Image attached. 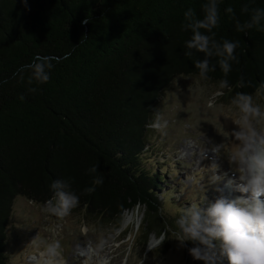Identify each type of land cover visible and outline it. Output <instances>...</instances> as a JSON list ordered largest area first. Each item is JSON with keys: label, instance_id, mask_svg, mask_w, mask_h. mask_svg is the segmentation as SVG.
<instances>
[{"label": "trees", "instance_id": "obj_1", "mask_svg": "<svg viewBox=\"0 0 264 264\" xmlns=\"http://www.w3.org/2000/svg\"><path fill=\"white\" fill-rule=\"evenodd\" d=\"M204 3L0 0V264H9L7 230L15 200L45 205L55 180H69L79 208L114 226L115 233L126 214L144 208L141 255L154 231L168 232L159 199L166 169L148 167V136L162 92L178 77H200L195 61L204 54L185 55L192 33L184 13L191 8L202 19ZM245 5L264 8V0H219L220 22L213 29L218 42H239L231 72L225 77L212 58L216 70L206 79L218 85L226 79V99L264 92V21L238 32L226 11L232 7L244 22L250 19L242 12ZM42 57L54 61L50 80L30 85L22 70ZM32 87L37 90L30 92ZM94 165L98 171L90 174ZM95 177L103 183L88 194L84 190ZM120 233L118 243L127 237ZM132 236L129 249L138 230ZM167 250L166 243L162 253Z\"/></svg>", "mask_w": 264, "mask_h": 264}, {"label": "rangeland", "instance_id": "obj_2", "mask_svg": "<svg viewBox=\"0 0 264 264\" xmlns=\"http://www.w3.org/2000/svg\"><path fill=\"white\" fill-rule=\"evenodd\" d=\"M224 95L220 85L212 81L181 76L162 92L156 103L154 113L156 118L159 113L162 127H150L148 157L151 163L148 167L155 171L160 167L166 169L159 191L160 216L168 231L167 240L162 244L156 230L149 238L147 253L141 255L139 235L146 227L142 207L126 214L120 232H126L127 237L118 243L122 234L115 233L114 226H105L89 217L79 206L60 219L45 212L44 205L18 197L7 230L9 264H35L31 257H40L46 245L57 240L61 245V258L53 262L58 264H203L189 253L195 245L186 242L181 246L174 233L179 231L176 221L183 211L190 204L201 202L200 186L205 188L203 195L206 196L202 207L206 208L219 197L215 186L209 183L214 159L209 150L213 145L222 144L215 174L232 176L228 157L238 152L240 145L231 133L238 130L235 122L239 121L241 113L232 102L235 97L226 99ZM253 98L264 109V92ZM253 123L258 131L264 132V121ZM137 230L136 242L129 249L132 234ZM166 243L169 250L163 254ZM223 264H228L226 259Z\"/></svg>", "mask_w": 264, "mask_h": 264}, {"label": "clouds", "instance_id": "obj_3", "mask_svg": "<svg viewBox=\"0 0 264 264\" xmlns=\"http://www.w3.org/2000/svg\"><path fill=\"white\" fill-rule=\"evenodd\" d=\"M24 3L27 4V0ZM202 10V19L191 8L184 13L187 21L185 29L192 33L191 38L186 41L188 51L185 55L192 57L194 52L204 54L202 60L195 61L201 79H208V73L216 70V64L211 62L212 58H216L226 77L232 70V62H239L235 55L239 42H218L215 39L213 29L220 22L219 0H207L202 5ZM226 11L232 14L238 32L259 27L264 21V8H250L245 5L242 12L249 14L250 19L244 22L235 16L232 7H228ZM82 23L86 25L88 20ZM54 66L52 58L42 57L34 60L22 71L28 74L30 85H42L50 80ZM219 85L221 88H230L226 79L221 80ZM261 88H264V84ZM36 90L35 87L29 89L30 92ZM20 99L23 100L24 97L21 96ZM232 102L241 113L239 121L235 122L238 130L231 133L240 145V150L228 157L232 176L229 178L227 173L223 176L215 174L219 167L216 160L220 158L222 144L213 145L209 150L214 154L210 166L213 174L209 183L215 186L214 190L219 193V197L206 208L202 207L206 196L203 195L205 188L200 186L201 202L192 203L183 211L176 221L179 231L174 235L181 246L192 242L195 246L189 249V253L193 259L202 261L203 264H223L225 259L228 264H264V132L258 131L253 123L264 121V109L248 94H238ZM160 119L157 113L154 127H162ZM97 171L98 165L89 169L90 174ZM102 183V178L95 177L93 187L84 191L91 194L95 191V186ZM232 190L245 195L230 199L228 193ZM50 191L51 197L45 202L44 210L53 216L63 219L79 204V197L71 190L70 181L67 179L53 181ZM158 239L162 244L167 240V233H162ZM45 255L52 261L60 260L61 245L58 240L46 245L45 251L41 253V256Z\"/></svg>", "mask_w": 264, "mask_h": 264}, {"label": "bare ground", "instance_id": "obj_4", "mask_svg": "<svg viewBox=\"0 0 264 264\" xmlns=\"http://www.w3.org/2000/svg\"><path fill=\"white\" fill-rule=\"evenodd\" d=\"M245 194L239 192V191H235V190H232L230 193H229V198L230 199H235L237 197H241V196H244ZM46 256V255H45ZM45 256H41L40 257H31V262L35 263V264H41V263H46V264H58V263H54L52 260L50 259H45L44 257Z\"/></svg>", "mask_w": 264, "mask_h": 264}]
</instances>
